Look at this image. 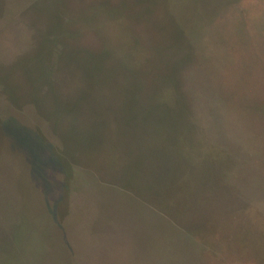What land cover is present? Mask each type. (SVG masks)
Here are the masks:
<instances>
[{
  "label": "rangeland",
  "instance_id": "rangeland-1",
  "mask_svg": "<svg viewBox=\"0 0 264 264\" xmlns=\"http://www.w3.org/2000/svg\"><path fill=\"white\" fill-rule=\"evenodd\" d=\"M0 264H264V0H0Z\"/></svg>",
  "mask_w": 264,
  "mask_h": 264
}]
</instances>
